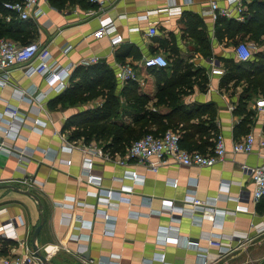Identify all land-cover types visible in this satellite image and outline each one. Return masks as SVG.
Wrapping results in <instances>:
<instances>
[{"label":"crops","instance_id":"1","mask_svg":"<svg viewBox=\"0 0 264 264\" xmlns=\"http://www.w3.org/2000/svg\"><path fill=\"white\" fill-rule=\"evenodd\" d=\"M217 1L220 5L226 2ZM241 1L247 3L250 0ZM38 6L42 13L25 20L1 8L0 32L4 31V36L19 43L34 41L47 46L53 60L61 67L70 63L82 65V60L91 57L98 58L95 63L103 62L113 74L112 93L117 96L118 108L105 120H100V125L107 121L128 131L142 115L132 107L134 102L126 87L133 80L120 83L114 73L115 62H126L142 79L133 82L137 84L138 94L148 97L144 107L159 113H166L168 109L153 106L157 88L172 79L190 81L182 86L187 93L181 96V106L212 104L216 117L211 133L222 135L228 151L222 161L213 165L184 166L169 159L152 171L135 160H129L125 165L116 164L115 159L124 153L127 145L123 152L112 150L108 146L111 137L105 133L97 141L89 142L97 145L107 158L93 157L89 173L100 177V184L88 183L82 174L81 151L63 149L65 141L60 136L68 142L83 143L81 138L69 140L62 127L68 119H81L91 109L101 108L106 89L97 97L79 100L76 104L66 102L62 106L53 101L68 86L75 67L66 75L64 88L46 93L43 75L27 76L21 67L15 66L8 80L0 85V114L6 108L15 107L17 114L25 118L13 126L12 129L17 131L15 138L7 137L5 141L32 153L20 161L14 153L0 150V231L5 221L15 219L17 235L13 240L0 237V261L4 255L21 252L18 239L26 238L30 243L41 218L43 223L35 243L53 264H80L73 251L82 247V257L94 261L200 264L197 260L200 254L207 256L208 264H217L226 253L218 256L217 247L208 245L207 238H218L222 245L229 244L233 248L255 238L258 232L252 225L264 223V199L257 203L249 200L252 183L241 166H254L262 161L264 149L258 141L264 138V112L254 109L251 101L247 103L254 109L249 128L255 139L252 151L231 153L230 145L237 140L232 131L240 117L232 114L229 105L239 92H233L232 98V90L225 91L220 86L223 74L209 73V59L221 65L223 59L235 58L234 46H225V40L219 42L216 39V19L210 14L209 0H113L104 12L88 0L65 1L60 7L52 5L50 0H38ZM189 16L201 22L200 28L211 45L208 56L197 48L189 33ZM102 17L111 18L115 31L110 36L95 38L92 33ZM150 27L156 30L152 36L147 34ZM115 35L119 39L112 42L111 37ZM64 46H69L68 51H62ZM154 53L163 54L169 65L159 70L143 66L142 59ZM118 54L121 61L116 59ZM175 59L181 62L178 67L174 64ZM199 68L202 71L198 72ZM201 75H205V83ZM32 87L37 96L40 92L45 95L31 103L26 91ZM35 119L40 123L35 124ZM59 159H69L70 163ZM127 170L135 171L142 180L134 181ZM23 178L34 179V182L28 187L20 182ZM99 187L113 190L131 187V191H120V199L110 198L105 202L97 196ZM25 191L34 194L38 201ZM188 195L222 214L206 219L200 210L192 211L191 203L184 201ZM239 195L241 198L237 200ZM238 204L245 205L246 209H236ZM104 211L115 218L103 222L100 215ZM80 219L87 224L90 221V226L80 223ZM165 237L170 240L164 241ZM190 240L196 243H188ZM161 255L163 260H160Z\"/></svg>","mask_w":264,"mask_h":264},{"label":"built area","instance_id":"2","mask_svg":"<svg viewBox=\"0 0 264 264\" xmlns=\"http://www.w3.org/2000/svg\"><path fill=\"white\" fill-rule=\"evenodd\" d=\"M93 3L101 12H104L106 8L112 3L113 0H88ZM189 2L190 0H184ZM246 3H242L241 0H226L225 5H220L217 0H209V11L211 16L214 19L218 17L233 18L237 21H243L246 14ZM2 8L8 10L12 13H15L17 18L25 20L31 17L32 15L37 17L42 11L38 6V0H16V1H3ZM115 31V27L111 18L102 17L98 19V27L92 33L93 37L100 38L104 35L110 36ZM156 32L154 27H150L147 31L149 36L154 35ZM119 39L118 35L111 37L112 42H115ZM256 45L253 43H238L233 48V55L235 59L239 61L248 60L252 51L255 49ZM69 46H64L62 48L63 52L68 51ZM98 61L97 57H91L89 59H84L81 61L82 65H87L89 63H95ZM142 64L146 68L150 69H159L165 68L168 66L167 58L161 53H154L149 56H146L142 59ZM15 66L21 67L23 73L27 76L32 74L43 75L47 88L45 92L51 90L58 91L59 89L64 88L67 85L65 79L66 75L69 74L70 69L75 67L73 64H69L66 67H61L56 63L52 58L47 46L41 45L38 42H26L19 43L10 38L2 37L0 38V85H3L10 76V71ZM114 73L116 79L122 83L129 80L133 81H142L134 69V67L126 62H115L113 65ZM209 73L212 75H222L224 70L220 64L214 63L213 59H209ZM45 92H40V95L37 96V91L35 87L28 89L27 99L28 102H31L36 99H41L45 95ZM34 102V101H33ZM40 106V105H39ZM234 104L229 105V109L232 110ZM253 107L257 111L264 112V96L256 97L253 101ZM39 108V107H38ZM4 115V116H3ZM8 116V118L5 117ZM24 116L21 117L17 114V109L6 108L2 114H0V132H2L3 137L0 138V150H8L10 153L17 155L18 159H24L28 157L32 152L27 148H18L14 144H9L10 142L5 141L8 137L15 138L17 131L13 130V126L16 123L23 122ZM35 124L40 122L36 119L34 120ZM62 140L65 141V144L62 145L63 149L71 151L72 149H79L82 153V174L84 179L88 183L94 185L100 184V177H96L89 173L93 164L94 156H103L107 158V154H102L100 149L95 144L90 143H75L68 142L64 136H60ZM254 136L251 132H248L241 138L234 140L229 151L233 154L235 153H249L252 151L254 144ZM259 146L264 149V138H261L258 141ZM227 147L224 141V138L220 133L215 134L213 137V147L209 149L208 152L202 153L198 150H187L180 145V135L178 131L166 129L163 133L159 135H154L153 133H146L139 137L138 139L133 140L129 145L125 147L124 153L115 159V163L118 165H125L129 160H135L137 163L147 167L152 171H156L161 165L165 164L167 160L171 159L175 163L184 166H209L213 165L219 161H222L227 153ZM27 152V154H26ZM64 163H70L69 159H59ZM241 169L249 174L250 180L252 183V189L250 192L249 200L252 203H257L262 197H264V155H262V161L259 164L254 166L242 165ZM127 174L134 181L142 180L135 171L127 170ZM20 182L24 183L30 187L34 179L23 178ZM174 184V183H173ZM97 196L103 198L105 202L110 198L121 197V192H130V188H121L120 190L106 189L99 187ZM121 191V192H120ZM120 196V197H119ZM241 198L239 195L237 200ZM186 202L191 203L192 211L198 209L201 211L202 215L207 219H213L218 213L209 207L207 204L201 203L195 196L188 195L184 198ZM148 201H150L148 199ZM83 204V203H81ZM80 205V203H79ZM236 209H246L245 205H237ZM101 219L104 221H112L115 217L109 215L107 212H102L100 215ZM20 222L21 220L18 219ZM80 223L83 225L90 226L91 222L85 223L80 219ZM16 220H7L1 226L0 237L4 240L17 239L16 230H15ZM22 223V222H21ZM256 232H261L264 230V223H256L252 225ZM169 237H165L164 241H169ZM19 245L21 247V252L11 253L4 255L1 258L0 264H41L38 257L35 255V252L31 246V243L24 238L19 240ZM188 243L195 244L196 241L190 240ZM208 245L216 246L218 249L217 255H222L232 249L228 245H222L220 240L215 237L207 238ZM74 254L78 257L80 264H120L116 261H106L98 260L94 261L92 259H86L82 257L84 252L82 248H76L73 251ZM114 259V258H110ZM160 260H163V255H161ZM197 260L200 264H208L206 255H197Z\"/></svg>","mask_w":264,"mask_h":264},{"label":"trees","instance_id":"3","mask_svg":"<svg viewBox=\"0 0 264 264\" xmlns=\"http://www.w3.org/2000/svg\"><path fill=\"white\" fill-rule=\"evenodd\" d=\"M3 1L16 0H0V9ZM50 1L52 5L60 7L65 1L73 2L74 0ZM246 6V14L243 21L226 17H218L216 19L214 34L219 42L225 40V46L230 45L234 37L241 34L251 36L253 38L251 42L255 45L256 42L260 45L264 44V0H250L246 3ZM188 18L190 20L188 26L190 35L195 40L196 46L202 54L208 56L211 45L205 31L200 28L201 22L194 16H189ZM4 33V31L0 32V38L8 37L4 36ZM116 59L122 60L119 54L116 55ZM222 62L221 66L224 73L223 77H221L220 86L225 91L231 89L232 98L234 96L233 92H235L234 88L238 85L241 86L237 97L232 99L233 101L231 100L234 104L232 114L240 117L232 131L233 137L238 139L249 132L252 123L254 109L248 107L247 103L249 101L253 103L256 97L264 96V50H253L251 57L246 61L226 58ZM180 63L179 59L174 60L176 67ZM199 70L202 71L201 68L197 71L199 72ZM201 79L204 83L206 82L205 75H201ZM189 82L179 78L172 79L157 88L153 96V106H165L168 109L166 113L146 109L144 103L148 100V97L138 94L136 83L133 81L128 82L126 87L129 89L134 102L132 107L137 109L138 112H142L141 117L135 120L131 130L129 129L128 131L118 127L117 124L108 123L107 121L101 125L99 124L100 120H105L107 116L118 108L117 96L112 93L114 88L113 74L103 62L75 66L68 86L55 97L53 102L55 104L61 103L62 106L66 102L73 104L75 99H79L82 96L85 97L87 94H94L95 96L98 95V93H95L98 90H101L100 94L105 89L107 91L101 108L91 109L80 117L81 119L66 120L62 127V132H66L69 140L81 138L84 143H89L91 140L97 141L99 136H103L106 133L111 137V144L108 146L114 151L123 152L124 146L129 145L133 140L146 133L159 135L175 121L174 129L179 132L180 145L187 150H198L206 153L213 147V137L216 133H211V130L214 127L216 110L212 104H199L190 108L181 106V96L187 93V90L183 89L182 86L186 83L188 85ZM230 82H232V86ZM204 115L208 116V118H202ZM191 120L197 121L191 122ZM152 127L154 129H151ZM123 142L126 144H123Z\"/></svg>","mask_w":264,"mask_h":264},{"label":"rangeland","instance_id":"4","mask_svg":"<svg viewBox=\"0 0 264 264\" xmlns=\"http://www.w3.org/2000/svg\"><path fill=\"white\" fill-rule=\"evenodd\" d=\"M253 41V38L251 36L246 35H236L234 37L232 43L228 45V47H233L238 43L242 42H250ZM32 42V41H28ZM231 42V41H230ZM257 50H264V44L260 45L258 42H256V47L254 51ZM232 82H230V85ZM232 86V85H231ZM240 85L236 86L234 90L236 92H239L240 90ZM101 90H98L95 93L100 94ZM104 92V91H103ZM82 96L81 98H77L74 100V104L78 103V100H87L91 99L93 97H97V95L94 96V94L90 95L87 94L84 98ZM176 125V122H172V124L169 125V127H166L167 129L173 130ZM177 127H179L177 125ZM164 128V129H166ZM175 130V129H174ZM151 131V130H148ZM217 264H264V230L259 232L255 238L250 239L249 241L246 242V244L240 246V247H232L231 250L226 252L225 256L221 261H218Z\"/></svg>","mask_w":264,"mask_h":264},{"label":"water","instance_id":"5","mask_svg":"<svg viewBox=\"0 0 264 264\" xmlns=\"http://www.w3.org/2000/svg\"><path fill=\"white\" fill-rule=\"evenodd\" d=\"M25 193L28 194V195H31L32 197H34L38 201L37 197L34 194H32L31 192L25 191ZM38 204L40 205L39 202H38ZM42 223H43V219L41 218L40 223L36 226V228L34 229L32 235L30 237V243H31V246H32V248H33V250L35 252V255L38 257V259L40 260L41 264H53L48 259V257H46V255H44L42 253V251L38 248V246L35 243V237L37 236V234H38V232H39V230H40V228L42 226Z\"/></svg>","mask_w":264,"mask_h":264}]
</instances>
